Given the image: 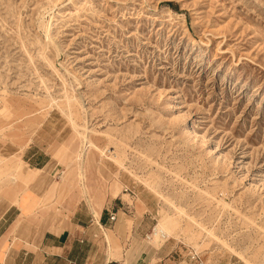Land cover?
I'll use <instances>...</instances> for the list:
<instances>
[{"label":"rangeland","instance_id":"374dc122","mask_svg":"<svg viewBox=\"0 0 264 264\" xmlns=\"http://www.w3.org/2000/svg\"><path fill=\"white\" fill-rule=\"evenodd\" d=\"M40 123L95 217L144 213L122 246L264 264V0H0V144Z\"/></svg>","mask_w":264,"mask_h":264},{"label":"crops","instance_id":"0c3cea01","mask_svg":"<svg viewBox=\"0 0 264 264\" xmlns=\"http://www.w3.org/2000/svg\"><path fill=\"white\" fill-rule=\"evenodd\" d=\"M55 142L54 132L40 123L31 137L13 135L0 144V157L22 163V178L0 186V264H172L165 246L144 240L122 246L128 222L133 236L150 233L144 213L119 220L125 213L105 206V196L95 217L87 199L76 200L73 179L53 157ZM105 232L119 248L107 243Z\"/></svg>","mask_w":264,"mask_h":264},{"label":"bare ground","instance_id":"6f19581e","mask_svg":"<svg viewBox=\"0 0 264 264\" xmlns=\"http://www.w3.org/2000/svg\"><path fill=\"white\" fill-rule=\"evenodd\" d=\"M85 143V142H84ZM82 167V166H81ZM82 170V169H81ZM82 177V175H80ZM82 180V179H81ZM104 234V233H103ZM152 236V239H159V240H166L170 236V228L169 226L165 223L164 220H162L159 225L154 229V231L150 234V238ZM107 243H108V236L105 233L104 235ZM108 245V244H107Z\"/></svg>","mask_w":264,"mask_h":264},{"label":"built area","instance_id":"2783aa9c","mask_svg":"<svg viewBox=\"0 0 264 264\" xmlns=\"http://www.w3.org/2000/svg\"><path fill=\"white\" fill-rule=\"evenodd\" d=\"M108 219L110 222H115V220H116L115 214H110Z\"/></svg>","mask_w":264,"mask_h":264}]
</instances>
